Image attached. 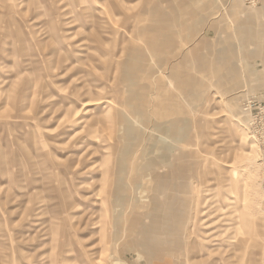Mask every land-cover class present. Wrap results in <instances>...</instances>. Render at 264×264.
Segmentation results:
<instances>
[{"label":"rangeland","instance_id":"1","mask_svg":"<svg viewBox=\"0 0 264 264\" xmlns=\"http://www.w3.org/2000/svg\"><path fill=\"white\" fill-rule=\"evenodd\" d=\"M0 264H264V6L0 0Z\"/></svg>","mask_w":264,"mask_h":264},{"label":"built area","instance_id":"2","mask_svg":"<svg viewBox=\"0 0 264 264\" xmlns=\"http://www.w3.org/2000/svg\"><path fill=\"white\" fill-rule=\"evenodd\" d=\"M244 2L253 6H264V0H244Z\"/></svg>","mask_w":264,"mask_h":264},{"label":"crops","instance_id":"3","mask_svg":"<svg viewBox=\"0 0 264 264\" xmlns=\"http://www.w3.org/2000/svg\"><path fill=\"white\" fill-rule=\"evenodd\" d=\"M180 75H181V74H180ZM180 77H181V76H180ZM187 78H189V77L187 76ZM189 79H190V78H189ZM181 80H182V78H181ZM184 81L188 82L187 79H186L185 77H183V82H184ZM180 131H182V133H183V130H180Z\"/></svg>","mask_w":264,"mask_h":264}]
</instances>
